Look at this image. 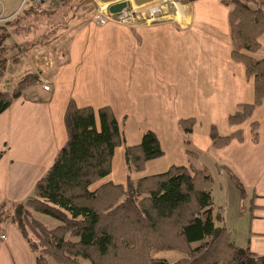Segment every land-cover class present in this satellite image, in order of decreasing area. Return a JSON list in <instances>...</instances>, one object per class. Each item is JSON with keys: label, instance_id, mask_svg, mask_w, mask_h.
Listing matches in <instances>:
<instances>
[{"label": "crops", "instance_id": "crops-1", "mask_svg": "<svg viewBox=\"0 0 264 264\" xmlns=\"http://www.w3.org/2000/svg\"><path fill=\"white\" fill-rule=\"evenodd\" d=\"M177 1L180 13L167 7L159 24L80 22L51 40L52 63L37 73L38 83L31 86L36 88L30 95L25 90L0 114V208L24 200L48 171L66 142L64 117L72 101L78 108H92L96 115L101 108L110 109L123 135L109 175L91 190L108 182L125 185L124 146H137L143 133L150 131L163 155L147 161L131 178L189 164L208 171L201 158L209 157L219 171L228 168L236 174L246 189L242 200L224 172V202L216 206L211 191L213 206L224 208V225L231 231L228 209L237 208L234 224L239 233L232 235L233 242L264 254V98L242 123H229L239 105L254 101L253 79L233 58L229 8L224 0ZM259 44L257 51L246 54L264 59V37ZM43 84L49 85L48 91ZM185 120L192 122L188 135L179 127ZM212 129L221 137L240 132L241 140L233 138L216 148ZM187 148L193 155L186 153ZM1 235L6 239L0 240V264H35L34 254L13 224L6 223Z\"/></svg>", "mask_w": 264, "mask_h": 264}, {"label": "trees", "instance_id": "trees-1", "mask_svg": "<svg viewBox=\"0 0 264 264\" xmlns=\"http://www.w3.org/2000/svg\"><path fill=\"white\" fill-rule=\"evenodd\" d=\"M223 3L229 8L233 58L244 64L254 84L253 103L239 105L229 118L236 125L264 98V59L246 54L257 51L264 37V2ZM8 36L3 30L0 41ZM6 51L1 50L2 59ZM37 73L29 72L10 90L0 87V114L25 88L38 83ZM64 123L66 142L31 194L0 208V231L6 223L13 224L34 254L35 264H48L49 259L56 264H264V254L233 242L224 225V208L213 206L207 169L172 166L164 173L133 180L131 175L143 170L147 161L163 155L157 137L148 131L137 146H124L125 185L108 182L91 190L109 175L114 150L123 145L120 127L110 109L101 108L96 115L92 108H78L72 101ZM191 123H179L183 135L190 133ZM251 132L256 142L254 124ZM210 137L219 148L233 138L241 140V133L221 137L212 129ZM186 153L194 152L187 148ZM224 172L244 200L246 189L239 177L228 168ZM37 214L59 224L50 228ZM153 250H175L186 257L169 263L153 258Z\"/></svg>", "mask_w": 264, "mask_h": 264}, {"label": "rangeland", "instance_id": "rangeland-1", "mask_svg": "<svg viewBox=\"0 0 264 264\" xmlns=\"http://www.w3.org/2000/svg\"><path fill=\"white\" fill-rule=\"evenodd\" d=\"M257 1L264 2V0ZM22 2L23 0H0V33L3 30L9 33L8 37L0 41V52L2 49H7L6 57L2 59L0 56V87L6 90L14 88L16 83L29 72H39L41 75L49 63H52L51 47L49 45L45 47L43 44L48 41L51 42L60 32L72 28L80 22L97 25L91 19L97 8L98 0L85 4L87 6H84V0H68L58 7L47 8L44 5L33 9L23 5ZM180 11L181 9H179V13ZM164 19L162 18L155 24L164 22ZM141 25L149 26L141 22L134 27ZM13 58L15 59L13 60ZM3 62L4 66L2 68ZM35 88L28 87L23 92L27 90L24 94L30 95ZM201 159L205 162L203 164H206L205 166L209 168L208 173L213 177L212 189L214 190L215 205L217 206L218 203H223L225 200V189L222 187L226 175L214 166L215 162L209 157H202ZM225 210H227L226 206ZM228 215L227 224L236 229L234 231L231 228L232 238V235L234 237L235 234L238 235L239 233L234 224L237 220V208L235 206L229 207ZM35 216L50 228L59 224L51 217L40 214ZM151 256L174 263L185 258L186 254L175 250H153ZM48 264L56 263L49 259Z\"/></svg>", "mask_w": 264, "mask_h": 264}, {"label": "built area", "instance_id": "built-area-1", "mask_svg": "<svg viewBox=\"0 0 264 264\" xmlns=\"http://www.w3.org/2000/svg\"><path fill=\"white\" fill-rule=\"evenodd\" d=\"M67 1L68 0H23L22 3L23 5H27L28 8L33 9L44 5L49 8L58 7L65 4ZM119 1L121 0H118V2ZM123 1L127 2V6L117 14L109 12L108 4H103L98 1L97 8L92 15V22L99 26L112 23L126 27H134L137 23L141 22L150 25L158 23L162 18L167 16V7H174L176 13H179V9L181 8V4L177 0H158L143 6H136L132 0ZM42 88L48 91L49 85L43 84ZM5 239L6 237L4 235L0 236V240Z\"/></svg>", "mask_w": 264, "mask_h": 264}, {"label": "water", "instance_id": "water-1", "mask_svg": "<svg viewBox=\"0 0 264 264\" xmlns=\"http://www.w3.org/2000/svg\"><path fill=\"white\" fill-rule=\"evenodd\" d=\"M93 0H84L85 4H89L91 3ZM100 3L103 4H108L109 5V12L112 14H117L119 13L122 9H124L127 6V2L126 1H119L118 0H98ZM117 1V2H116ZM133 3L136 6H143V5H147L153 2H156L158 0H132Z\"/></svg>", "mask_w": 264, "mask_h": 264}]
</instances>
